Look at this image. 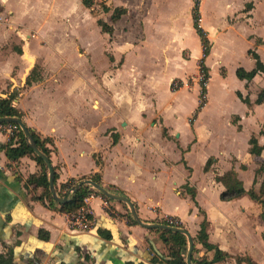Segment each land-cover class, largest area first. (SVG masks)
<instances>
[{
  "label": "crops",
  "instance_id": "crops-1",
  "mask_svg": "<svg viewBox=\"0 0 264 264\" xmlns=\"http://www.w3.org/2000/svg\"><path fill=\"white\" fill-rule=\"evenodd\" d=\"M32 1L31 4L30 0H0V96L16 92L13 105L22 112V120L43 139H48L46 145L52 150L50 159L58 174L57 185L98 173L102 186L134 202L145 223L166 224L162 220L164 215L179 219L181 227L193 236L194 264L199 261L239 264V257L264 264V220L260 206L247 194L222 200L225 186L216 179L235 170L248 190L255 187V180L247 172L264 159V151L261 157L250 153L253 136L260 146L264 145V101L257 103L259 93L264 90V72L251 81L237 75L239 68L251 71L256 67L250 51L257 53L264 63V12L260 11L264 0H249L236 8L227 1L219 15L221 25L207 24L213 34L211 37L204 29L211 45L205 58L210 74L209 99L206 95V104L196 112L200 103L197 91L192 108L195 117L190 119L191 110L184 118L185 127L167 124L162 103L147 88L146 78L143 77L146 87L141 80L137 85L131 84L124 76L130 69L109 68L102 53L107 46L115 44L111 40L120 31L118 27L132 0H94L102 5L100 13H95V4L88 8L82 0H68L67 8L59 0ZM30 5L32 10L41 12V18L36 17L32 26L21 21L22 16L31 13ZM77 6L108 36H103L108 40L101 45V55L107 62L101 71L93 58L94 43L82 32L79 21L71 18ZM120 7L127 11L113 22L112 13ZM239 10H242L241 20L229 23L226 18ZM99 19L113 25L112 34L102 30ZM246 23L252 30L245 35L249 45L244 53L253 61L251 67L236 66L230 80L225 49L217 53L216 48L229 36L228 31L242 30ZM35 28L36 34H27ZM191 34L197 41L196 45L188 44L192 53L190 63H193L202 59L203 46L195 26ZM67 53L74 58L68 60ZM90 53L94 66L87 57ZM27 57L33 60L32 66ZM166 67L168 70L170 64ZM213 68L220 72L215 88ZM33 69L37 70L39 79L27 85ZM171 76L167 89L174 98L180 92L174 94L170 90ZM148 89L152 95L147 96ZM227 94H231V101ZM149 96L157 98L158 112L145 110ZM157 115L159 122L150 124L148 119L154 120ZM175 117L183 120L178 112ZM153 126L158 128L156 137ZM8 141V134L0 132V251L11 250L14 264H172V243L162 236L164 229H148L131 222V211L125 202L111 199L106 205L102 196L91 198L93 227L88 231L74 229L69 214L60 211L62 204L53 198L54 205L48 206L35 198L43 188L26 182L42 168L28 155L10 161L6 150L1 148ZM208 148L213 150L208 152ZM195 158L200 159L199 166L194 165ZM209 158L215 162L206 171ZM204 218L209 223V242L227 253L226 259L208 263L215 251L205 248L198 239ZM188 249L187 238L186 262Z\"/></svg>",
  "mask_w": 264,
  "mask_h": 264
},
{
  "label": "rangeland",
  "instance_id": "rangeland-1",
  "mask_svg": "<svg viewBox=\"0 0 264 264\" xmlns=\"http://www.w3.org/2000/svg\"><path fill=\"white\" fill-rule=\"evenodd\" d=\"M60 1L65 4V8H67L70 4L68 0H59V2ZM105 1L106 0H99L95 2ZM227 1H230L233 7L236 8L242 7L249 0H210L206 9L205 6L208 0H201L199 4L200 19L198 18L199 20L197 22L206 31H208L209 34H211V37H213V34L210 33V29L207 24L214 23L221 25L219 15ZM31 2L33 1L30 0V3ZM99 4L100 3H97L94 6L95 13H100L102 10V5ZM127 5L129 11L127 15L123 17L121 25L118 27L120 31H118L117 35H115L111 40V42L115 41V44L107 46L102 51L108 62V67L113 69H122L124 66V71L125 69H130L129 72H124V76L130 79L131 84L137 85L140 80L143 82V77L146 78L149 81L147 88L149 87L151 91L156 93L160 99V102L162 103V113L167 124L172 126L174 124H178L185 127L186 124L184 118H186L188 113L191 112L193 108V102L196 99L195 97L200 95V82L202 80L199 69L200 61L197 60L196 62L190 63L192 53L190 50L191 47L188 45L189 43L191 45L197 44L196 39L191 37L192 28L196 24L194 14L195 0H132L131 3ZM30 6L31 13L21 17V21L28 26H32L36 23V17L41 18V12L39 10H32V5ZM107 8L108 7H106V10H108ZM113 8L111 7V9ZM260 11L264 12V1ZM103 12L105 13L106 11ZM241 12L242 10H239L232 16L229 15L228 18H226V16L223 14L222 17L229 19V23H235L241 20ZM87 16V14L84 15L83 10L78 6L71 14L72 20L74 22L79 21V26L82 32L86 33L85 36H88V38L94 43L93 58L97 64L98 70L101 71L107 66L106 60L101 55V45L103 41L108 40V38H103V36H108L103 35L99 27H97L98 25L96 24L95 20ZM83 17L85 18L82 19ZM66 21L68 22V20ZM51 26L53 28L61 29L60 27H57L53 24H51ZM260 26L262 27L261 24ZM15 30L18 29L15 28ZM37 30L38 29L35 28L33 30L27 31V34H36ZM251 30V25L246 23L242 30L228 31L226 34H229V36H226V40L219 43L216 48L217 53H220L225 49V63L229 70L230 80H232L231 77L235 75L236 66L251 67V61H253V59L247 57L246 53H244L245 48L249 45V41L245 35ZM163 50H166V53H164ZM87 57L89 62L92 64L93 62L91 53L88 54ZM166 57H171V62L168 60L169 58L167 59ZM215 57L210 61L213 62ZM72 58H74L73 55L69 53L68 60H72ZM164 58L166 59L165 62ZM126 64L127 66H125ZM169 64L170 68L167 70L166 65L168 66ZM32 65L33 64L30 66ZM92 65L94 66V64ZM160 65L163 67V69ZM163 70L167 71L163 72ZM150 73L153 74L151 75ZM140 74L143 76H140ZM211 74L212 84L215 88L219 83L220 72L213 68ZM170 75H172L169 80L170 90L172 89L174 94L180 92L174 98L170 96L167 89V80L169 79ZM144 83L145 81L142 83V85H144ZM172 84L173 86L171 88ZM144 87H146V84ZM146 91L147 96L152 95L148 94L149 89ZM197 91L199 93L198 95ZM215 93L216 92L213 94ZM230 95L231 94H227L228 99L231 101ZM207 97L209 99V94H207ZM146 101L147 105L145 110L148 112L151 110L158 112L157 98L155 96H149ZM199 101L200 100L198 99V103ZM193 111L194 110H192V113ZM175 112H178L183 120L176 119ZM193 116L194 113L190 119H193ZM159 120L160 116L157 115L155 116L154 120L148 119V122L152 124V121L159 122ZM151 128L153 129L154 133H156L155 137L158 136V128L154 126ZM210 149L211 148H208L207 151L210 152L213 150ZM199 162V158H195L193 161L194 165L196 166L200 165ZM261 164L262 162L258 161V163L255 165V168L247 172L249 174L252 173L257 191H259L260 183L264 178V174L262 172L259 174L257 173V169L261 166Z\"/></svg>",
  "mask_w": 264,
  "mask_h": 264
},
{
  "label": "trees",
  "instance_id": "trees-1",
  "mask_svg": "<svg viewBox=\"0 0 264 264\" xmlns=\"http://www.w3.org/2000/svg\"><path fill=\"white\" fill-rule=\"evenodd\" d=\"M82 2L88 8H92L94 4V0H82ZM200 2L201 0H195V7H194V14H195V20H196V24L194 26L197 30L198 35L201 38V42L203 46V57L199 62L200 73L203 78L200 82V86H201L200 103H199V106L196 112H199L202 109V107L206 104L207 85L210 80L209 69L207 65L205 64V58L210 53L211 45L207 37L206 31L197 22L200 19L199 17ZM105 8L106 7H104V9ZM126 11L127 9L123 7L115 8L112 13V21L113 22L118 21L122 17V15L126 13ZM98 23L104 32H107L110 34L113 33L114 27L112 24L102 19H99ZM19 52H21V50H19ZM250 53H252L253 57L256 59V67L251 71H246L243 68H239L237 70L238 77L240 79H247L248 81L253 80L254 77L258 73L264 72V63L261 61L260 56L255 52L250 51ZM38 79H39V76L37 75V70L33 69L27 79L26 84L31 85L33 81H36ZM16 96H17L16 92L10 94L7 97L0 96V116L1 117H18L22 119L23 117L22 112L13 105V101L16 98ZM263 101H264V90H262L259 93L257 103H262ZM29 129L33 135V138L37 146L47 156L51 157L52 150L48 148L46 145V143L48 142V139H43L32 128L29 127ZM16 137H18L17 140H15L14 136H11L9 138L8 143L5 145H2L1 148L6 150L7 157L12 162L19 161L20 158L28 155V156L33 157L38 162V164H40L42 171L40 173L30 175L27 179L26 184L27 185L35 184L36 187H42L43 188L42 193L38 196H35V198L40 200L45 205L53 206L55 203V200L53 199V196L50 191L49 178H48V167L45 161L34 153V150L30 147L28 140L22 130L16 134ZM115 141H117V138H115ZM250 143H251L250 153L254 156L261 157L262 152L264 151V145L260 146L255 136L251 138ZM214 162H215L214 158H209L204 169L206 171L209 170L211 165ZM261 162H262L261 166L257 169L258 174L261 172L264 174V159L263 158ZM98 163L100 162L98 161ZM243 167L245 168V166ZM57 178H58V174L55 172V186H56L57 192L60 196L67 199V201L60 206V211L62 213L72 214V213L77 212L83 206L87 195L90 194L92 191H96L94 188H92L89 185H82L79 187L77 191L71 193L70 190L81 179H70L69 181L62 183L60 186H58L57 181H56ZM91 179L101 184L100 174L97 173V174L92 175ZM216 179L217 181L221 182L225 186V190L221 194L222 200L228 201V200L242 197L247 194L254 201H256L258 205L260 206L261 217L264 220V178L262 180L259 191H257L255 187H251L250 189L247 190L244 187L243 181L238 177V173L235 170H229L225 172L224 174L217 176ZM192 197L195 198V191L192 192ZM108 200H111V199L108 198ZM129 220L131 222L136 223V221L131 215H129ZM208 226H209V223L207 219L204 218L201 222V229L198 234V239L204 245V247L207 248L208 250L215 251L214 258L208 263H211V262L214 263L216 261L226 259L228 257V254L224 253L217 246L209 242ZM162 236L166 240L167 238H169V240L172 243L170 245V255L172 256L171 263L172 264H187L186 258L184 256L186 249H187L186 235L179 233V232L162 230ZM263 239H264V232H263ZM237 260L239 264H241L243 261L247 262L248 264H256L251 258H248V257H245V258L239 257ZM0 264H14L13 252L11 250H9L8 252L0 251ZM198 264H207V262L199 261Z\"/></svg>",
  "mask_w": 264,
  "mask_h": 264
},
{
  "label": "water",
  "instance_id": "water-1",
  "mask_svg": "<svg viewBox=\"0 0 264 264\" xmlns=\"http://www.w3.org/2000/svg\"><path fill=\"white\" fill-rule=\"evenodd\" d=\"M0 122L17 123L21 127V130L25 134L30 147L34 150V153L37 156L41 157L45 161V163L48 167L50 191L52 193L53 198L57 202H59L60 204L65 203L67 201V199L58 196L57 191H56L55 169L52 165L51 159L37 146V144L33 138L32 133H31L30 129L28 128V126L25 124V122L21 118H18V117H1V116H0ZM82 185L91 186L92 188L96 189L102 195H104L105 197H107L109 199L118 200L120 202L127 203L129 208H130V211H131V216L134 218V220L138 224H140L141 226H143L145 228H148V229L160 228V229H164V230H170L173 232H179V233L185 234L187 236L188 242H189V249H188V253H187V264H194L193 260H192V256H193V252L195 249V242H194L193 236L191 235V233L188 230H186L185 228H182V227H174V226H169V225L162 224V223H145L140 218L138 211H137V208H136L134 202L130 198H128L125 195L116 194V193L109 191L107 188H105L104 186H102L98 182L92 180L91 178H86V179L80 180L72 188L71 193L77 191L79 189V187Z\"/></svg>",
  "mask_w": 264,
  "mask_h": 264
},
{
  "label": "built area",
  "instance_id": "built-area-1",
  "mask_svg": "<svg viewBox=\"0 0 264 264\" xmlns=\"http://www.w3.org/2000/svg\"><path fill=\"white\" fill-rule=\"evenodd\" d=\"M202 78L203 77H201V79ZM171 86H173V84ZM19 131H21V127L17 123L0 122V132H5L6 134H8L9 138L11 136H14L15 140H17L18 137H16V134L19 133ZM98 195L104 197V203L106 205H108L109 200L107 197L102 195L97 190L92 191L85 198V202H84L83 206L77 212L69 214L68 220L70 222V225L74 229L81 230V231H88L93 227L94 214H93L92 208L89 205V200L95 196H98ZM162 220L169 226L181 227V221L175 217H172L169 215H164L162 217Z\"/></svg>",
  "mask_w": 264,
  "mask_h": 264
},
{
  "label": "bare ground",
  "instance_id": "bare-ground-1",
  "mask_svg": "<svg viewBox=\"0 0 264 264\" xmlns=\"http://www.w3.org/2000/svg\"><path fill=\"white\" fill-rule=\"evenodd\" d=\"M29 60H30V62H31L30 64H32V63H33V60H32L31 58H30Z\"/></svg>",
  "mask_w": 264,
  "mask_h": 264
}]
</instances>
